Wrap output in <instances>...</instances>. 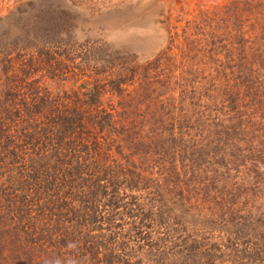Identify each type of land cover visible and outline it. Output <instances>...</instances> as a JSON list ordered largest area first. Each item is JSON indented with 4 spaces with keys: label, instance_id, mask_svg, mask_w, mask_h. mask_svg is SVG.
<instances>
[{
    "label": "trees",
    "instance_id": "trees-1",
    "mask_svg": "<svg viewBox=\"0 0 264 264\" xmlns=\"http://www.w3.org/2000/svg\"><path fill=\"white\" fill-rule=\"evenodd\" d=\"M217 12L236 30L198 113L181 103L195 87L175 104L161 75L146 78L149 63L143 78L132 67L83 81L82 108L68 106V89L49 86L61 82L46 76L56 75L50 58L15 67L0 42V264H212L222 245L211 242L210 219L243 216L254 250L236 231L230 257L214 264H263L264 232L248 219L264 223L255 207L264 202V2L233 0ZM105 93L114 102L102 103ZM240 102L254 109L242 115Z\"/></svg>",
    "mask_w": 264,
    "mask_h": 264
},
{
    "label": "rangeland",
    "instance_id": "rangeland-1",
    "mask_svg": "<svg viewBox=\"0 0 264 264\" xmlns=\"http://www.w3.org/2000/svg\"><path fill=\"white\" fill-rule=\"evenodd\" d=\"M232 1L0 0V42L10 46L7 50L10 48L15 58V67H19L22 60L33 59L38 63L43 55L50 58L54 68L48 69L46 65L47 70L56 75L46 76L58 78L60 75L61 82L49 81V86L55 92L61 90V94L68 89L71 93L67 99L68 106L82 108L80 98L87 86L83 81L107 82L114 70L118 69L116 75L124 71L131 73L132 67H137L133 70L143 78L141 67L149 63L151 66L146 78L156 76L154 72L161 75L165 81L163 90L174 96L175 104L179 105L176 99L180 92L187 95L186 92L196 89V97H188L181 103L198 113L208 110L207 99H213L209 77L223 58L230 32L236 30L233 24L229 29L225 27L229 21L225 24L219 22L222 13L217 12L219 7ZM94 47L99 48L98 52ZM84 49L92 50L91 58L82 57ZM95 62L107 65L94 66ZM119 69L125 70L120 72ZM121 88L126 95L132 86L130 83ZM114 100L106 93L102 95L105 105ZM239 105L242 115L254 109L251 102H240ZM255 207L264 209V202L256 201ZM255 207L247 208L261 217L263 212ZM169 208L176 213L181 209L171 203ZM243 220L244 216L233 223L210 219L212 229L209 226L207 232L212 237L211 242L222 245L221 251L217 250L209 259L212 264L230 257L226 247L230 242L228 237L234 240L238 232L247 240L246 250H254L252 247H255L253 244L257 237L254 230L242 229L240 224ZM196 221L197 218L192 217L189 230L192 229L193 235L198 237L201 233ZM248 221L258 226V233L262 236L263 220L249 218ZM242 237L238 239L237 246L245 247L246 241ZM163 249L169 251L168 248ZM203 250L206 247L197 253ZM172 259L177 261L176 257ZM260 259H264V255ZM204 262L205 258L201 260L202 264Z\"/></svg>",
    "mask_w": 264,
    "mask_h": 264
}]
</instances>
